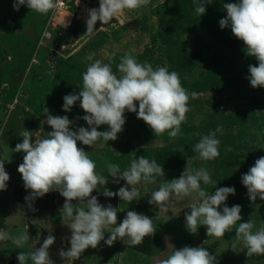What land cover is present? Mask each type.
Segmentation results:
<instances>
[{"label": "rangeland", "instance_id": "1", "mask_svg": "<svg viewBox=\"0 0 264 264\" xmlns=\"http://www.w3.org/2000/svg\"><path fill=\"white\" fill-rule=\"evenodd\" d=\"M79 1V5H86V10L99 7V0ZM199 2L150 0L146 7L126 9L119 21L113 18L102 31L98 30L102 26L98 21L97 30L88 36L84 35L87 11L84 9L81 12L76 5L70 9L72 13H66L63 20L57 18L58 28L51 29L48 27L51 11L40 14L31 11L26 5L15 11L13 0H0V127L3 133L0 160L4 161L10 175L7 190L0 191V231L7 232L11 237L28 232L30 237L22 248H17L11 239L0 241V264H19L18 252L30 254L37 240L42 244L50 232L56 238L52 245L55 264H160L174 248L184 246L206 247L210 254L217 257L218 264H264V255L247 257V249L242 242H238L235 249L231 248L235 240V227L220 239L208 237L206 226H201L195 235L187 232L185 213L190 212L191 204L197 202L195 194L184 198L175 197L168 204L167 211L148 203L151 193L158 190L161 183L179 178L186 168L194 171L206 166L212 173L213 183L205 185L201 182L202 188L213 193L215 188L234 187L235 195H229L227 206L241 205L243 219L240 222L251 219L255 224L253 231L264 225V201L257 197L252 203L240 179L259 157L264 156V146L257 149L256 142L252 140L237 148L241 157L239 163L232 165L235 170L227 165L221 166L220 155L215 161L205 162L198 160V154L193 150L201 137L211 132L209 127L203 125L200 134L195 133L199 127L198 119H201L196 116L195 110L213 103L209 96L212 94L190 98L186 122L182 123L181 133L175 138H170L167 132L155 136L135 113L126 112L124 130L118 134L117 140L104 142L100 139L92 147L78 142V146L89 152L90 158L96 163V171L104 175L108 174V163L117 164L124 171L130 168L133 158L141 155L149 160L155 159L165 169V176L157 177L156 183L141 182L135 185L139 191L136 200L128 203L120 200L117 195V224L122 222L127 211H136L153 219L157 231L153 236H146L139 245L132 246L118 239L112 246H108L101 241L96 249L85 250L78 260H63L58 253L70 247L67 238L71 235L67 227L70 221L60 211L65 198L58 191H52L42 198H36L30 206V202L25 200L30 191L24 188L22 177L17 171L24 156L23 152L13 150L17 143H22L20 133L31 131L35 140L46 138L47 132L52 130L47 123H42L46 119L45 107L54 116L67 115L73 121L72 130L81 126L88 127L83 119H77L85 115L79 101L70 112L63 111L62 107L65 95L78 94L82 88V74L91 63L85 59L88 54H93L92 62L99 59L109 64L118 78L120 73L117 65L121 57L131 53L139 63H150L154 69L164 66L169 71H176L182 86L190 92L199 93L205 88H217L223 84L231 87L239 84L249 86L250 82L246 78L250 75L249 65H257L258 62L254 57L246 55L245 45L233 36L230 28H220L219 20L226 17L227 13L223 8L216 7L219 0L206 4V13L202 16L195 11ZM47 32L51 34L49 39L45 36ZM233 93L230 92L228 100ZM11 103H16V106L14 111L8 113L7 108ZM245 103L226 106L243 115L251 109ZM202 111L206 113L208 108ZM238 115L235 114L237 119ZM231 122V119H227L223 125L232 128ZM236 122L244 127L235 128L239 132L238 144L240 138L247 140L260 135L256 128L247 130V121ZM107 127L102 125L98 130L105 131ZM232 132L235 133L234 129ZM216 138L221 142L220 152L222 146L234 144L236 136L229 133ZM188 156L190 159L186 162ZM125 184L124 180L113 183L109 177L105 187L118 192ZM128 188L131 190L130 185ZM109 235L106 232L105 239ZM124 239L127 241L128 238ZM142 250L152 252L153 257L142 256ZM26 264H32V261L29 259Z\"/></svg>", "mask_w": 264, "mask_h": 264}, {"label": "clouds", "instance_id": "2", "mask_svg": "<svg viewBox=\"0 0 264 264\" xmlns=\"http://www.w3.org/2000/svg\"><path fill=\"white\" fill-rule=\"evenodd\" d=\"M149 3L150 0H99L98 8L87 9L84 35L92 36L97 30L98 21L102 25L98 30L102 31L113 18L119 21L126 9H140ZM211 3L213 0H200L195 8L196 13L204 15L206 4ZM24 5L40 14H47L59 6L58 0H13L15 11ZM222 7L227 15L219 20L220 28H230L233 36L245 45L246 55L258 62L257 65H249L250 75L246 78L252 88H264V0H237L235 3H224ZM85 59L91 63L82 74V88L78 94L65 95L62 107L63 111L70 112L79 101L85 115L77 119H83L88 127L72 130L73 121L67 115L54 116L45 107L46 119L42 123H47L52 129L47 132V137L33 140V132L24 130L20 133L22 143H17L13 149L17 153H24L23 162L17 171L22 177L24 188L30 191L25 197L30 206L36 198H42L52 191H58L65 198L60 211L70 221L67 224L71 232L67 238L70 247L61 249L58 254L63 260L69 261L78 260L88 248L96 249L101 241L112 246L119 239L136 246L146 236H153L157 229L152 218L136 211H127L122 222L117 224L118 208L111 204L102 205L92 193L96 191L109 198L118 195L120 200L130 203L139 195L135 185L141 182L156 183L157 177L165 176L162 165L143 155L133 158L128 170L121 171L119 165L108 163V174L98 173L89 152L79 147L78 142L92 147L100 139L104 142L117 140L118 134L124 130L126 112L135 113L155 136L167 132L170 138H175L181 133L182 123L186 122L190 98L198 97L197 92H190L182 86L176 71H169L164 66L154 69L150 63L137 62L131 53H125L117 65L119 78L109 64L99 59L92 62L93 54L86 55ZM102 125H107V130L99 131ZM220 131L218 127L203 135L194 145L198 160L208 162L219 157L221 142L216 134ZM109 177L113 183L124 180L126 184L118 192H113L105 187ZM9 180L4 161L0 160V191L7 190ZM201 182L205 185L213 183L212 173L206 166L194 171L186 168L179 178L161 183L159 189L151 193L148 203L167 211L168 204L175 197L184 198L195 194L197 202L192 203L190 212L185 213L188 233L198 234L199 228L206 226L208 237L220 239L235 227L232 249L242 242L247 249V257L264 255V225L253 231L255 224L251 219L240 222L243 219L241 205L229 207L226 204L229 195H235V188L220 187L208 193L202 188ZM241 182L252 203L257 197L264 201V156L259 157L242 175ZM106 232L110 234L107 239ZM7 239H11L17 248H22L30 237L28 232L11 237L7 232L0 231V241ZM55 239L50 232L41 246L30 254L18 252L19 264H26L29 259L32 264H55L49 251ZM160 264H218V261L206 247L184 246L174 248Z\"/></svg>", "mask_w": 264, "mask_h": 264}, {"label": "crops", "instance_id": "3", "mask_svg": "<svg viewBox=\"0 0 264 264\" xmlns=\"http://www.w3.org/2000/svg\"><path fill=\"white\" fill-rule=\"evenodd\" d=\"M264 89H260V88H252L251 85L249 86H234V87H230L228 89H225L223 91L217 92L215 90H208V91H204V92H199V95L202 96H208L207 94H212L209 95L211 96V98L213 99V103L211 102V104H207L206 106L203 105V109L202 108H198L197 110H195V114L196 116L198 115L199 117H201V119H198L199 121V127L197 129H195V133H199V130L202 129V126L205 125V127H209V129L212 131H215L218 127L221 128L220 132H217L216 136H221V135H225V134H229L231 133L232 135L236 136L235 139V143L234 144H228L231 146H222L220 148V159H222L220 161L221 166L223 165H227L230 168H233L232 165L233 164H237L239 163V159L241 157V153L239 152V150H237V148H239L242 144H244L245 142H250L252 140H254L253 142H256L255 144L257 145V149H262L264 146ZM234 92L232 95V98L228 100V98H230V92ZM250 91H252L251 93H249ZM249 93V94H248ZM226 101V102H224ZM230 102V103H229ZM243 102H246L245 104L248 105L249 108H251L248 111H241L244 112L243 115H240V111L236 112V111H231L226 105H238L240 103L243 104ZM225 104V105H223ZM210 108H209V107ZM225 106L227 107V109H225ZM206 108H208V111H206V113H204V111ZM209 113V114H208ZM206 114V115H205ZM235 114H239L238 119L235 117ZM195 116V118H196ZM227 119H231V125L232 128H230V125L228 126H224L223 122ZM247 121L248 125H246L245 127H247V130L250 131V129L252 128H256L258 129V132L260 135H257L256 137H252V139L248 138L247 140H240L239 139V144L237 143V139H238V130H236L235 128H240L241 126H239V122L236 121ZM235 122V123H234ZM227 123V122H225ZM242 128V127H241ZM234 129L235 133L232 132ZM244 129V127L242 128ZM210 133V132H209ZM200 134V133H199ZM234 140V138H233ZM229 147H231V149H228ZM250 153V152H249ZM257 155V153H256ZM189 156L186 160V162H188L189 160ZM235 170V169H234ZM239 176V175H238ZM240 178V177H239ZM241 179V178H240ZM39 242V243H38ZM41 241L36 242V244H34L33 249L35 250V248H39ZM53 247L51 246L49 251L51 254V258H53L55 256V251H53ZM154 254L151 255H147V254H143L142 256H148L149 258H152ZM56 257V256H55Z\"/></svg>", "mask_w": 264, "mask_h": 264}, {"label": "built area", "instance_id": "4", "mask_svg": "<svg viewBox=\"0 0 264 264\" xmlns=\"http://www.w3.org/2000/svg\"><path fill=\"white\" fill-rule=\"evenodd\" d=\"M79 0H75L73 2V0H58V7L56 9L51 10V18H50V23L48 24V27L50 26V28H58V24H57V18L59 20H63L66 17V13H72L70 12V9H72L75 5L77 6L78 9H80V11L82 12V10L85 9L86 10V5L84 3H81L79 5ZM48 39L51 38V34L49 32H47V35H45ZM16 106V103H11L8 108H7V112L11 113L12 111H14ZM2 130L0 127V144L2 142Z\"/></svg>", "mask_w": 264, "mask_h": 264}, {"label": "water", "instance_id": "5", "mask_svg": "<svg viewBox=\"0 0 264 264\" xmlns=\"http://www.w3.org/2000/svg\"><path fill=\"white\" fill-rule=\"evenodd\" d=\"M54 60H56V59H54ZM92 195L97 196L99 203H101L104 206H107L108 204H111L113 207H116V208H118V206H119V198L117 196H114L111 198H109V197L106 198V197L99 196L95 192H93Z\"/></svg>", "mask_w": 264, "mask_h": 264}, {"label": "trees", "instance_id": "6", "mask_svg": "<svg viewBox=\"0 0 264 264\" xmlns=\"http://www.w3.org/2000/svg\"><path fill=\"white\" fill-rule=\"evenodd\" d=\"M224 3H226V1L225 0H219V3H217V5H216V7H218V8H223L222 7V5L224 4ZM238 86H240V84L238 85ZM231 87V85H222V86H220V87H214V88H205L204 90H201L200 92H204V91H208V90H215V91H217V92H220V91H223V90H225V89H228V88H230ZM2 140H3V136H2ZM1 144H2V142H1ZM0 144V145H1ZM184 160H185V158H184ZM143 254H147V255H151L152 254V252H150V253H148V251H141Z\"/></svg>", "mask_w": 264, "mask_h": 264}]
</instances>
